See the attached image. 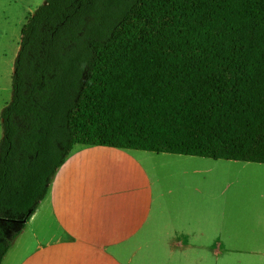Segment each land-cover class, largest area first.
Listing matches in <instances>:
<instances>
[{
	"label": "trees",
	"instance_id": "obj_1",
	"mask_svg": "<svg viewBox=\"0 0 264 264\" xmlns=\"http://www.w3.org/2000/svg\"><path fill=\"white\" fill-rule=\"evenodd\" d=\"M12 85L0 264L76 144L264 163V0H45Z\"/></svg>",
	"mask_w": 264,
	"mask_h": 264
},
{
	"label": "crops",
	"instance_id": "obj_2",
	"mask_svg": "<svg viewBox=\"0 0 264 264\" xmlns=\"http://www.w3.org/2000/svg\"><path fill=\"white\" fill-rule=\"evenodd\" d=\"M161 157L76 144L16 241L19 249L4 256L8 264H264V164L182 158L193 166L215 162L230 174L212 210L168 203L173 192L157 186V174L176 178L159 172Z\"/></svg>",
	"mask_w": 264,
	"mask_h": 264
},
{
	"label": "rangeland",
	"instance_id": "obj_3",
	"mask_svg": "<svg viewBox=\"0 0 264 264\" xmlns=\"http://www.w3.org/2000/svg\"><path fill=\"white\" fill-rule=\"evenodd\" d=\"M44 2L45 0H0V141L4 134L1 112L12 99V76L15 59L20 49L21 29L34 11ZM162 155L166 156L165 158L161 157L166 165L159 166V172L167 174L174 172L172 176L174 179L176 178L173 181H169L168 177H166L164 182L162 178L165 175L157 174L160 179L157 186L161 189H171L174 195L171 201H168V190H164L162 193L165 194V201L177 206L201 204L208 206L212 210H216L221 205L223 202L222 195L229 188L227 186L230 181V174H221L220 167L215 162H210L212 169H206V167H195L192 162L188 163L182 159L188 156L169 153H162ZM209 160L215 161L211 158ZM220 160L224 161L225 159ZM236 186L237 182H234L230 187L232 191ZM233 202L245 203L246 200L237 197L233 199ZM23 230L14 240L9 249L10 251L19 249L15 243L23 233ZM28 244L29 241L25 239L22 243V249ZM6 258L4 257L1 264L9 263L10 259ZM161 261L159 259V262Z\"/></svg>",
	"mask_w": 264,
	"mask_h": 264
},
{
	"label": "bare ground",
	"instance_id": "obj_4",
	"mask_svg": "<svg viewBox=\"0 0 264 264\" xmlns=\"http://www.w3.org/2000/svg\"><path fill=\"white\" fill-rule=\"evenodd\" d=\"M195 167H206V169H212L211 163H205L204 165H195Z\"/></svg>",
	"mask_w": 264,
	"mask_h": 264
}]
</instances>
